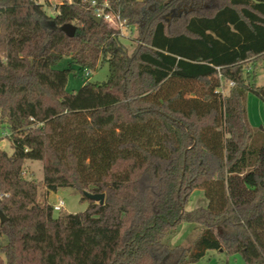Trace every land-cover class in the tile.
<instances>
[{
  "label": "trees",
  "instance_id": "obj_1",
  "mask_svg": "<svg viewBox=\"0 0 264 264\" xmlns=\"http://www.w3.org/2000/svg\"><path fill=\"white\" fill-rule=\"evenodd\" d=\"M97 8L137 30L132 51ZM56 11L0 0V143L13 148L0 146V264H202L210 250L264 264V126L247 111L249 93L264 102V0H62ZM105 63L106 81L67 90L72 71ZM29 160L42 181L25 177ZM61 188L87 209L55 215L48 193ZM196 189L208 204L187 210ZM184 223L202 229L173 244Z\"/></svg>",
  "mask_w": 264,
  "mask_h": 264
},
{
  "label": "rangeland",
  "instance_id": "obj_2",
  "mask_svg": "<svg viewBox=\"0 0 264 264\" xmlns=\"http://www.w3.org/2000/svg\"><path fill=\"white\" fill-rule=\"evenodd\" d=\"M40 4L45 6L48 14L55 16L56 6L60 4V0H38ZM62 1V0H61ZM172 15L169 14L167 19L170 21ZM123 34L122 41L130 51L134 49L135 41L137 37V30H131L127 27L121 29ZM71 65V59L65 57L58 65L59 69L69 68ZM76 68V66H74ZM77 72V70H75ZM72 71L69 74V80L67 84V90L69 92H77L86 81L91 82H103L109 77V66L107 63L99 65L93 71H81L80 74H76ZM258 84L264 85V61L261 62L257 68ZM223 89L225 94L229 93V86ZM247 111L249 121L255 128L264 126V102L254 93H249L247 97ZM6 134V133H5ZM259 141L262 137H259ZM1 148L8 153L13 152L12 142L8 138H3L0 143ZM25 177L34 179L36 181H42L44 178L43 163L40 160H29L25 164ZM45 192V188L39 189V194L42 195ZM60 199L64 200L65 206L60 212H55V215L66 213H79L87 209L89 202L82 200V194L75 191L72 188H61L58 191H51L48 193V201L50 204H56ZM208 204L207 197L204 190L196 189L191 194L189 201L186 205L187 210H192L199 206H206ZM202 227L200 225H194L190 223H184L180 228V231L172 237L171 242L173 244L189 245L192 240L198 235ZM202 264H246L243 257L240 254L228 257L223 251L210 250L202 260Z\"/></svg>",
  "mask_w": 264,
  "mask_h": 264
},
{
  "label": "water",
  "instance_id": "obj_3",
  "mask_svg": "<svg viewBox=\"0 0 264 264\" xmlns=\"http://www.w3.org/2000/svg\"><path fill=\"white\" fill-rule=\"evenodd\" d=\"M156 6H157L156 4H154L153 6H150L149 9L145 11V14H147L150 10H152ZM92 17L98 22L103 21V18L101 16L92 15ZM53 26L55 27L56 24L53 23ZM61 30L64 31L69 37H73L76 33V26L73 24H64L61 26ZM83 194L89 200H93V201L99 202L100 204H104V201H105L104 193H92L90 191H84ZM7 220H8V217L0 210V222L4 223Z\"/></svg>",
  "mask_w": 264,
  "mask_h": 264
},
{
  "label": "built area",
  "instance_id": "obj_4",
  "mask_svg": "<svg viewBox=\"0 0 264 264\" xmlns=\"http://www.w3.org/2000/svg\"><path fill=\"white\" fill-rule=\"evenodd\" d=\"M103 10L102 9H99V8H97L96 10H95V15H97V16H101L102 18H104V20L111 26V27H113L112 26V23H111V21H110V18H109V14H110V12L109 13H107V14H105L104 15V17H103ZM119 17V16H118ZM120 19V18H119ZM122 25H123V23H122ZM117 29V28H116ZM119 30H121V29H119ZM231 84H233V83H231ZM64 206H65V202H64V200H62V199H60L56 204H54L53 205V207H54V212H60L63 208H64Z\"/></svg>",
  "mask_w": 264,
  "mask_h": 264
},
{
  "label": "crops",
  "instance_id": "obj_5",
  "mask_svg": "<svg viewBox=\"0 0 264 264\" xmlns=\"http://www.w3.org/2000/svg\"><path fill=\"white\" fill-rule=\"evenodd\" d=\"M61 2H62V1L60 0L59 3H61ZM113 16H115V18L117 19V21H116V20L112 21V17H113ZM109 18H110V21H111L112 26H113L114 28H117V29H123V28H125V27L122 25L121 20L119 19L118 15H117L115 12L111 11L110 14H109Z\"/></svg>",
  "mask_w": 264,
  "mask_h": 264
}]
</instances>
